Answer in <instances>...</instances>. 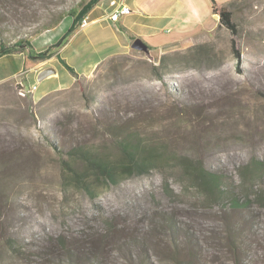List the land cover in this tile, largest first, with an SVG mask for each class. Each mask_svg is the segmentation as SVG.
Segmentation results:
<instances>
[{
	"label": "rangeland",
	"instance_id": "374dc122",
	"mask_svg": "<svg viewBox=\"0 0 264 264\" xmlns=\"http://www.w3.org/2000/svg\"><path fill=\"white\" fill-rule=\"evenodd\" d=\"M86 1L0 0V36L53 53L33 58L25 48L0 57V264H16L6 240L33 259L51 236L110 226L122 229L111 237V264H264V171L242 177L252 159L264 162V0L226 5L239 63L233 35L220 23L188 45L141 51L131 41L117 49L94 42L82 30L88 17L55 46L69 29L68 10ZM54 66L58 71L37 80ZM36 82L35 91L18 93ZM110 124L161 143L165 160L98 187L94 199L72 186L64 192L61 154L74 142L111 152ZM182 157L221 174L227 194L250 206L207 202ZM162 214L174 218L179 252L169 230H158ZM134 236L146 240L140 263L141 247L123 246Z\"/></svg>",
	"mask_w": 264,
	"mask_h": 264
},
{
	"label": "trees",
	"instance_id": "16d2710c",
	"mask_svg": "<svg viewBox=\"0 0 264 264\" xmlns=\"http://www.w3.org/2000/svg\"><path fill=\"white\" fill-rule=\"evenodd\" d=\"M98 0H87L78 9L70 8L68 14L72 17V23L67 32L59 39L55 46L63 44L62 38L65 40L68 34L75 29L79 21L87 15L91 8ZM251 0H234L230 3L246 2ZM211 10L218 14L219 23L225 26L233 37L230 39V48L236 62L241 61L240 50L236 46L235 36L238 33L237 25L232 20V11L226 6L210 0ZM27 48L30 57L49 58L52 56L50 50L35 51L33 45L28 39L19 38L15 41H6L0 36V57L16 51ZM62 65L77 79V71L70 66L65 59L58 56ZM105 133L108 135L111 144V152H104L97 148H92L86 143L74 142L70 144L65 151V155L60 156V164L62 166V190L66 192L69 187L94 199L98 194V187H106L117 185L126 178L135 175H143L154 169L158 163L165 160L160 152V144L156 140L144 137L141 132L127 125L110 124L105 127ZM183 163L184 170L188 173L189 179L193 186L197 189L209 203H217L222 205L224 199L231 201L229 205L233 209L248 208L250 201L247 198H241L234 194H227L228 188L222 184V175L206 169L200 163H195L193 159L188 157L180 158ZM248 168V170H247ZM244 175H258L264 171V162L252 159L245 166ZM246 173V174H245ZM241 174V173H240ZM264 193V191H263ZM260 197L263 194L259 195ZM247 197V196H245ZM259 199V198H258ZM224 205H227L226 203ZM162 224H159L158 230L166 233L168 229L174 251H180V245L183 244L177 237V226L173 216L162 214ZM110 226V225H109ZM111 227V226H110ZM104 227V230L92 229L87 231L80 229L74 233L58 234L51 236L45 245L44 251L32 253L34 258L29 259V255L19 243L14 245V241L6 240L5 246L9 250V258L15 259L17 264H111L110 246L113 234L121 232L122 229L112 227ZM165 228L166 230H162ZM133 245L141 247L142 256H139L138 262L145 261L147 257L145 253L146 240L137 238L136 236L129 238L123 242V246ZM141 260V261H140ZM19 261V262H16Z\"/></svg>",
	"mask_w": 264,
	"mask_h": 264
},
{
	"label": "crops",
	"instance_id": "0c3cea01",
	"mask_svg": "<svg viewBox=\"0 0 264 264\" xmlns=\"http://www.w3.org/2000/svg\"><path fill=\"white\" fill-rule=\"evenodd\" d=\"M108 1L95 3L87 13L89 24L82 30L93 33V40L99 45L114 49L126 47L136 37L149 42L147 45L154 49L185 46L219 23L211 10L210 0H117L130 9L117 20L108 18ZM231 1L234 0H216L224 6ZM63 22L61 20L60 24ZM65 23L69 28L72 17ZM77 28L76 32L81 29ZM54 68L58 71V67Z\"/></svg>",
	"mask_w": 264,
	"mask_h": 264
},
{
	"label": "built area",
	"instance_id": "2783aa9c",
	"mask_svg": "<svg viewBox=\"0 0 264 264\" xmlns=\"http://www.w3.org/2000/svg\"><path fill=\"white\" fill-rule=\"evenodd\" d=\"M108 5L110 7V11L108 14V17L111 20H117L119 18L120 15L122 14H127L129 13L130 9L128 6L122 4V2H119L117 0H109L108 1ZM88 24V16H84L81 21H80V26H85ZM37 88V82L30 85L28 88L25 89V87L23 85H21L20 87H18V93L21 95H24L28 92H32L35 91V89Z\"/></svg>",
	"mask_w": 264,
	"mask_h": 264
},
{
	"label": "water",
	"instance_id": "95a60500",
	"mask_svg": "<svg viewBox=\"0 0 264 264\" xmlns=\"http://www.w3.org/2000/svg\"><path fill=\"white\" fill-rule=\"evenodd\" d=\"M214 17L216 16L217 18H219L218 14L213 13ZM131 47L136 49V50H141V51H147L148 50V45L147 43L141 38V37H136L132 43H131ZM55 68L54 67H46L42 70L39 71L38 75H37V80H41L51 74H54Z\"/></svg>",
	"mask_w": 264,
	"mask_h": 264
},
{
	"label": "bare ground",
	"instance_id": "6f19581e",
	"mask_svg": "<svg viewBox=\"0 0 264 264\" xmlns=\"http://www.w3.org/2000/svg\"><path fill=\"white\" fill-rule=\"evenodd\" d=\"M216 17V16H215Z\"/></svg>",
	"mask_w": 264,
	"mask_h": 264
}]
</instances>
